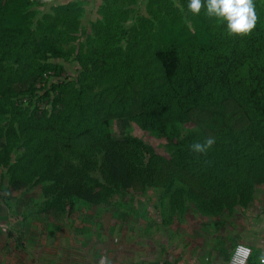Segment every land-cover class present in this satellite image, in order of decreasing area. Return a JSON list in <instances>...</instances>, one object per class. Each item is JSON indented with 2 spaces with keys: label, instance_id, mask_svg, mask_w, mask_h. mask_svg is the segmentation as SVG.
I'll return each instance as SVG.
<instances>
[{
  "label": "trees",
  "instance_id": "obj_1",
  "mask_svg": "<svg viewBox=\"0 0 264 264\" xmlns=\"http://www.w3.org/2000/svg\"><path fill=\"white\" fill-rule=\"evenodd\" d=\"M138 2L102 0L84 28L79 1L43 13L40 0H0V169L9 185L41 187L47 215L176 182L203 216L248 206L264 188L261 2L244 37L187 0L130 26ZM209 137L206 154L190 151Z\"/></svg>",
  "mask_w": 264,
  "mask_h": 264
},
{
  "label": "rangeland",
  "instance_id": "obj_2",
  "mask_svg": "<svg viewBox=\"0 0 264 264\" xmlns=\"http://www.w3.org/2000/svg\"><path fill=\"white\" fill-rule=\"evenodd\" d=\"M40 1L37 9L43 13L55 6L81 2L85 9L84 28L102 18V0ZM165 1L139 0L128 25L132 26L148 11L161 13ZM259 1L264 9V0ZM67 68L73 75L76 66L71 64ZM37 87L41 84L38 83ZM113 130L120 133L116 125ZM135 132L146 136L147 141L157 148L158 141L154 137L139 130ZM4 145L1 140L0 151ZM261 189L255 190L248 206L238 205L229 215L253 206L257 201L256 193ZM43 202L41 187L27 190L9 185L0 169V264H107V261L114 264V251L120 256L124 250L136 252L138 248L153 246L160 237L156 235L159 229L178 219L183 223L202 224L204 219L211 218L220 222L226 215L203 216L188 188L180 182L170 188L142 193L126 191L115 196L110 204L77 199L71 215L53 212L47 215L42 210Z\"/></svg>",
  "mask_w": 264,
  "mask_h": 264
},
{
  "label": "crops",
  "instance_id": "obj_3",
  "mask_svg": "<svg viewBox=\"0 0 264 264\" xmlns=\"http://www.w3.org/2000/svg\"><path fill=\"white\" fill-rule=\"evenodd\" d=\"M256 198L249 209L235 215L226 213L220 222L211 218L197 224L178 219L159 229L156 235L160 237L153 246L138 248L136 252L124 250L120 256L114 251L112 263L229 264L236 245L243 243L252 248L250 264H259L258 256L264 252V188L256 193Z\"/></svg>",
  "mask_w": 264,
  "mask_h": 264
},
{
  "label": "clouds",
  "instance_id": "obj_4",
  "mask_svg": "<svg viewBox=\"0 0 264 264\" xmlns=\"http://www.w3.org/2000/svg\"><path fill=\"white\" fill-rule=\"evenodd\" d=\"M202 9L208 18L226 25L229 37L249 36L259 22L255 0H187V10L193 15H199ZM214 143V138L209 137L203 142L193 143L190 151L206 154ZM258 259L259 264H264V252L259 254Z\"/></svg>",
  "mask_w": 264,
  "mask_h": 264
},
{
  "label": "built area",
  "instance_id": "obj_5",
  "mask_svg": "<svg viewBox=\"0 0 264 264\" xmlns=\"http://www.w3.org/2000/svg\"><path fill=\"white\" fill-rule=\"evenodd\" d=\"M252 254L251 247L243 243L237 244L230 258L229 264H250Z\"/></svg>",
  "mask_w": 264,
  "mask_h": 264
}]
</instances>
